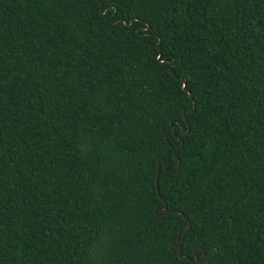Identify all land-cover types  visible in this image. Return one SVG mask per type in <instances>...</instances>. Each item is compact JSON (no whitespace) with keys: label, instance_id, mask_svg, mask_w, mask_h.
I'll return each mask as SVG.
<instances>
[{"label":"trees","instance_id":"obj_1","mask_svg":"<svg viewBox=\"0 0 264 264\" xmlns=\"http://www.w3.org/2000/svg\"><path fill=\"white\" fill-rule=\"evenodd\" d=\"M199 259L264 264V0H0V264Z\"/></svg>","mask_w":264,"mask_h":264},{"label":"water","instance_id":"obj_2","mask_svg":"<svg viewBox=\"0 0 264 264\" xmlns=\"http://www.w3.org/2000/svg\"><path fill=\"white\" fill-rule=\"evenodd\" d=\"M184 85H185V82H184V80H182V86H181V88L184 90ZM162 162V160L161 159H159L158 161H157V163L158 162ZM157 171H158V168H157ZM156 189V192L158 193V191H157V187L155 188ZM159 211H165V207H163V209H161V210H159ZM187 229V228H186ZM176 241H177V243H178V236H177V238H176ZM178 255H180V249L178 248ZM181 258H185V257H182V256H180ZM197 264H199L200 263V259L199 260H197V262H196Z\"/></svg>","mask_w":264,"mask_h":264}]
</instances>
